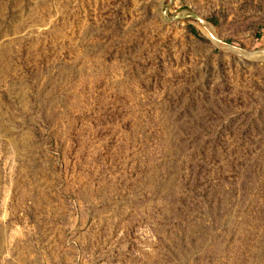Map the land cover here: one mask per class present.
Returning <instances> with one entry per match:
<instances>
[{
    "label": "rangeland",
    "instance_id": "obj_1",
    "mask_svg": "<svg viewBox=\"0 0 264 264\" xmlns=\"http://www.w3.org/2000/svg\"><path fill=\"white\" fill-rule=\"evenodd\" d=\"M0 264H264V0H0Z\"/></svg>",
    "mask_w": 264,
    "mask_h": 264
}]
</instances>
